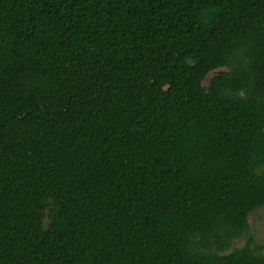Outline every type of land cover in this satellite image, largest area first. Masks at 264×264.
Masks as SVG:
<instances>
[{"label": "trees", "instance_id": "16d2710c", "mask_svg": "<svg viewBox=\"0 0 264 264\" xmlns=\"http://www.w3.org/2000/svg\"><path fill=\"white\" fill-rule=\"evenodd\" d=\"M262 206L264 0H0V264H264Z\"/></svg>", "mask_w": 264, "mask_h": 264}, {"label": "rangeland", "instance_id": "374dc122", "mask_svg": "<svg viewBox=\"0 0 264 264\" xmlns=\"http://www.w3.org/2000/svg\"><path fill=\"white\" fill-rule=\"evenodd\" d=\"M224 73L225 69L220 68L215 71L210 72L206 78L204 84L207 83V81L210 79L211 76ZM248 225H249V233L252 235L254 241L257 245L261 246L263 248V254H264V206L259 207L252 212L248 214L247 217ZM246 237L243 236L233 242L232 247L227 250L226 252H229L233 248L241 247L245 244Z\"/></svg>", "mask_w": 264, "mask_h": 264}]
</instances>
